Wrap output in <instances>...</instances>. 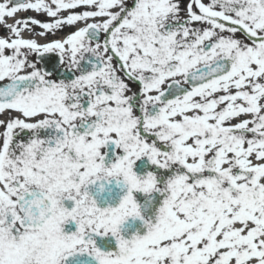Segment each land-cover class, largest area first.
I'll use <instances>...</instances> for the list:
<instances>
[{"label": "snow or ice", "instance_id": "obj_1", "mask_svg": "<svg viewBox=\"0 0 264 264\" xmlns=\"http://www.w3.org/2000/svg\"><path fill=\"white\" fill-rule=\"evenodd\" d=\"M0 27V264H264V0H0Z\"/></svg>", "mask_w": 264, "mask_h": 264}, {"label": "flooded vegetation", "instance_id": "obj_2", "mask_svg": "<svg viewBox=\"0 0 264 264\" xmlns=\"http://www.w3.org/2000/svg\"><path fill=\"white\" fill-rule=\"evenodd\" d=\"M28 15L35 16L36 14L34 12L20 13V16ZM40 18L42 20L47 19L45 16H41ZM0 34H4V29L2 27H0ZM25 35H28V33H25ZM101 152L105 155L106 165L109 162H114L113 157L115 154L123 155V150L116 149L115 144L111 141L106 146H102ZM154 170L155 166L151 164L147 157H142L134 165V171H136L138 175H145L148 171ZM101 185H103L102 189ZM89 191L96 199L99 207H107L109 205L115 207L118 206L122 196L127 192V186L123 183L122 178L119 184L115 178H111L108 181H97L95 184L90 185ZM133 194L137 203L140 205L142 217L144 219L151 218L152 222L155 223L158 207L162 203L161 194L154 192L151 199L140 191H134ZM63 203L65 207H68L69 209L74 206V201L64 200ZM144 219L140 217L127 218L120 226L121 235L124 238L130 239L134 234H146L147 226L144 223ZM76 227L75 221L71 219L62 225L63 231L67 234L74 232ZM90 235H92L95 240L96 247L100 248L102 251L115 252L118 250L116 238L111 233H108L107 235L91 233ZM62 264H98V261L88 253L77 252L73 256L62 261Z\"/></svg>", "mask_w": 264, "mask_h": 264}, {"label": "clouds", "instance_id": "obj_3", "mask_svg": "<svg viewBox=\"0 0 264 264\" xmlns=\"http://www.w3.org/2000/svg\"><path fill=\"white\" fill-rule=\"evenodd\" d=\"M96 175V179H97V181H108L109 179H111V178H115V177H111V178H109L108 176H107V171H106V169H101L100 171H99V173L98 174H95Z\"/></svg>", "mask_w": 264, "mask_h": 264}]
</instances>
